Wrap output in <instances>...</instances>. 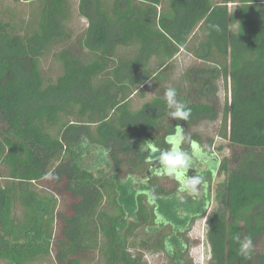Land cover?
I'll return each instance as SVG.
<instances>
[{
    "label": "trees",
    "instance_id": "16d2710c",
    "mask_svg": "<svg viewBox=\"0 0 264 264\" xmlns=\"http://www.w3.org/2000/svg\"><path fill=\"white\" fill-rule=\"evenodd\" d=\"M12 1L0 10V263L147 264L148 252L195 264L189 232L204 219L209 264H264V0ZM181 51L200 65L169 83ZM169 87L187 121L170 117ZM201 121L218 122L228 156L191 131ZM178 125L189 162L195 149L222 176L210 213L209 181L191 195L157 163Z\"/></svg>",
    "mask_w": 264,
    "mask_h": 264
},
{
    "label": "rangeland",
    "instance_id": "374dc122",
    "mask_svg": "<svg viewBox=\"0 0 264 264\" xmlns=\"http://www.w3.org/2000/svg\"><path fill=\"white\" fill-rule=\"evenodd\" d=\"M71 4L73 7H76V3L78 0H70ZM219 0H212V2H218ZM19 6L15 5L12 0H0V10L3 11L5 15V10H12V9H18ZM83 25V22L77 21L78 27H81ZM200 65L198 62L194 61L193 58L186 52L181 51L171 62V68H169L168 72V79L169 83H178L180 80H182L183 74L190 68L195 67ZM55 63L48 59L45 63V71L50 72L55 70L56 68ZM145 91V97L144 98H136L134 100V107L138 108L140 107L144 102L150 100L154 95H155V88H153L152 85H148L144 88ZM229 98V90L225 89L223 86L222 82L217 83V104L218 105V111L220 112V109L225 101V99ZM217 126L218 122H209V121H201L198 124L194 126V128H191V131H197L199 132L205 139L206 138H211L214 140V146L216 147H223L222 151L216 152L219 159L222 157L228 156L229 152L227 149V143L215 136L216 131H217ZM213 137V138H212ZM167 151H160L157 154V160L158 164L165 173L166 170L164 169V166L162 165L160 161V157L163 153ZM152 157V154L151 156ZM193 157H195L197 160L201 158L200 153L194 149L193 151ZM95 161L94 159H92ZM197 160H194L190 163V167L188 168V171L185 175V177H191L194 175H200L204 177L206 181L210 182L211 186V195L207 196L206 200H210L209 204L206 207V213L212 212L216 204L213 201V191L215 184L218 181L222 180V176L220 177H215L208 171H206V167L202 162H198ZM151 161V159H149ZM169 174V173H167ZM0 184H2V180L0 179ZM205 207L204 201H203V208ZM206 231L207 227L205 224L204 219H197L191 231L189 232V239H190V244H191V249H190V257L192 258L193 262L195 264H209V246L207 244L206 240ZM264 244V243H263ZM264 246V245H263ZM147 264H166V259L162 254H152V253H145V258ZM2 264V263H0ZM33 264H53L52 262L50 263V260L45 262V263H33Z\"/></svg>",
    "mask_w": 264,
    "mask_h": 264
},
{
    "label": "clouds",
    "instance_id": "9594fccd",
    "mask_svg": "<svg viewBox=\"0 0 264 264\" xmlns=\"http://www.w3.org/2000/svg\"><path fill=\"white\" fill-rule=\"evenodd\" d=\"M211 27L218 30V26L216 25H212ZM177 96L178 93L174 87H169L164 92V99L167 103L168 109H170L169 115L174 120L187 121L191 116V108L178 100ZM183 140L184 136L182 134V127L178 125L175 133L167 138V142L173 147L170 151L161 155L160 161L167 173H174L177 179L181 181L182 191H187L191 195L198 196L200 189L197 186H200L204 182V177L194 175L185 178L184 171L190 167V157L186 152L179 148ZM152 151L155 152L156 149L153 148ZM236 240L239 243V255L245 258L250 257L254 249L251 236H245L243 239L236 237Z\"/></svg>",
    "mask_w": 264,
    "mask_h": 264
}]
</instances>
